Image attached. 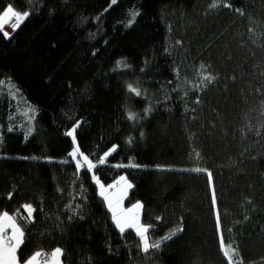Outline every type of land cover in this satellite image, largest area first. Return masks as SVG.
I'll return each instance as SVG.
<instances>
[{
	"label": "trees",
	"instance_id": "obj_1",
	"mask_svg": "<svg viewBox=\"0 0 264 264\" xmlns=\"http://www.w3.org/2000/svg\"><path fill=\"white\" fill-rule=\"evenodd\" d=\"M10 4L30 13L0 32V212L35 210L20 261L60 248L61 264H228L223 240L264 264V0ZM74 127L92 171L68 155ZM92 172L127 177L150 240L182 230L143 252Z\"/></svg>",
	"mask_w": 264,
	"mask_h": 264
},
{
	"label": "snow or ice",
	"instance_id": "obj_2",
	"mask_svg": "<svg viewBox=\"0 0 264 264\" xmlns=\"http://www.w3.org/2000/svg\"><path fill=\"white\" fill-rule=\"evenodd\" d=\"M117 0H111L112 4H115ZM229 6V5H225ZM215 7V4L213 5ZM30 15L28 11L20 12L13 8L10 4L2 11H0V32L3 33L5 38H8L9 33L4 31V27L9 25L12 19H15V23H11V28L13 32L19 27V25ZM132 19L128 21V26L134 22L138 12L130 13ZM122 62L118 61L117 66H120ZM214 79L213 76L207 75L204 76L203 81L211 82ZM202 81V83H203ZM130 92H134L137 96L141 95V92L133 88L129 85ZM150 109H145V115L148 114ZM138 116L136 113L129 112L128 119L133 120L137 119ZM79 125L77 124L76 127ZM75 130L74 127L72 130H69L65 133V135L72 137L73 144H76L75 139ZM11 131V129H9ZM115 148L111 149L109 152H105L103 156L99 157L98 163L104 164L105 159L108 155H110L111 151H114ZM79 152V148L75 147L70 156L74 159ZM84 163L87 165V170L91 171L97 165L94 164L91 160H89L88 156L81 154ZM135 167L136 165H129ZM82 167L81 163L77 162V169L79 170ZM192 171L196 172H204L205 169L196 168L192 169ZM209 181L211 182V173H208ZM95 180V176H93ZM96 183L99 185L100 191L99 195L103 197L105 203L107 204L108 210L111 212V219L114 226L119 230L121 234H124L126 229H135L136 236L139 238V245L141 246V250L145 253L149 252L150 249H159L163 245V243L175 236L177 231H181L182 229H175L168 236L163 237L160 240H150L149 238V230L150 226H145L140 222V214L139 210L142 208V205L137 202L131 208L123 209L121 207V202L124 196L127 194V190L132 187L130 183L127 182L125 177L121 176L120 180L116 181V184L108 185L107 188L104 185L100 184L99 180H96ZM117 185H121L119 191L117 193H110L109 189L116 188ZM11 193H9V197H11ZM216 200L215 195H213V206H215ZM24 212L27 215H21L20 210L17 209L15 213L10 214L7 211L0 212V264H21V261L18 257V250L24 244V236L25 230L20 221H26L27 223L32 222L33 212L35 211L30 204H24L21 206ZM217 226L219 228V217L217 216ZM10 230V232H9ZM221 250L223 255L227 258L228 264H242L235 259L239 255L238 250L233 248L231 244L225 246L223 240L220 243ZM63 255V251L60 248H56L52 250L50 253H43L41 251H37L33 253L28 259L23 260V264H61V256ZM43 258V259H41Z\"/></svg>",
	"mask_w": 264,
	"mask_h": 264
},
{
	"label": "rangeland",
	"instance_id": "obj_3",
	"mask_svg": "<svg viewBox=\"0 0 264 264\" xmlns=\"http://www.w3.org/2000/svg\"><path fill=\"white\" fill-rule=\"evenodd\" d=\"M10 23H15V19L13 18L12 19V21L10 22ZM7 26V25H6ZM5 26V27H6ZM73 128H71V129H69V130H72ZM68 130V131H69ZM73 141V140H72ZM75 147H78L79 148V146H78V144H77V141H76V144L74 145L73 144V146H72V148H71V150L69 151V153H71L72 151H73V149L75 148ZM113 148H115V146H112V147H110L106 152H109L111 149H113ZM112 152V151H111ZM110 152V153H111ZM69 153H68V155H69ZM81 154H83V155H85V156H87L85 153H83L81 150H80V148H79V152L77 153V156H76V158L74 159L72 156H70L69 155V157L71 158V160H73V162L76 164V166H77V162L79 161L80 163H81V165H82V167H86L87 168V165L84 163V161H83V159H82V156H81ZM104 155V154H103ZM102 155V156H103ZM90 160V159H89ZM93 162V161H92ZM94 163V162H93ZM94 164H96V163H94ZM81 167V168H82ZM92 171V170H91ZM93 176H95V180L93 179ZM121 176H123V177H125V179L127 180V182L128 183H130L131 185H132V183L127 179V177L125 176V175H120V176H118L116 179H114L112 182H110V183H108V184H104L93 172H92V179H93V181H94V183L96 184V188H97V192H98V194H99V191H100V188H99V185L96 183V180H99V182H100V184H102V185H104V187L105 188H107L108 187V185H113V184H116V181H118V180H120V177ZM120 187H121V185H117V187L116 188H112V189H109V192L110 193H117L118 191H119V189H120ZM132 188V187H131ZM131 188H129L128 190H127V194L124 196V198H123V200H122V202H121V207L123 208V209H128V208H131L134 204H136L137 202H139L141 205H142V203H141V201L140 200H134V201H130V202H126V200H127V198H128V194H129V191H130V189ZM103 198V197H102ZM105 202V201H104ZM105 205H106V207H107V204L105 203ZM108 208V207H107ZM141 212H142V208L139 210V214H140V222L142 223V221H141ZM111 213V212H110ZM143 225H145V226H148L147 224H144V223H142ZM131 230H133L134 232H135V229H131Z\"/></svg>",
	"mask_w": 264,
	"mask_h": 264
},
{
	"label": "built area",
	"instance_id": "obj_4",
	"mask_svg": "<svg viewBox=\"0 0 264 264\" xmlns=\"http://www.w3.org/2000/svg\"><path fill=\"white\" fill-rule=\"evenodd\" d=\"M11 23L9 25H7L6 27H4V31L8 32L9 34L13 31L12 28H11ZM43 253H46L44 251H42ZM43 259V258H41Z\"/></svg>",
	"mask_w": 264,
	"mask_h": 264
},
{
	"label": "crops",
	"instance_id": "obj_5",
	"mask_svg": "<svg viewBox=\"0 0 264 264\" xmlns=\"http://www.w3.org/2000/svg\"><path fill=\"white\" fill-rule=\"evenodd\" d=\"M9 232H10V230H9ZM21 264H23V262H21Z\"/></svg>",
	"mask_w": 264,
	"mask_h": 264
}]
</instances>
